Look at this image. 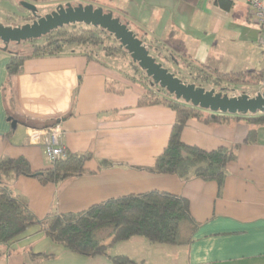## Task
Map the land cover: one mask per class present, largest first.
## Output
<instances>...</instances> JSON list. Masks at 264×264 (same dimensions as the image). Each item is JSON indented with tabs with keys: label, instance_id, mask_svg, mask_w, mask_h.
<instances>
[{
	"label": "crops",
	"instance_id": "1",
	"mask_svg": "<svg viewBox=\"0 0 264 264\" xmlns=\"http://www.w3.org/2000/svg\"><path fill=\"white\" fill-rule=\"evenodd\" d=\"M89 3L120 15L145 43L159 54L168 51L176 64L184 57L220 73L263 69L256 50L261 28L246 0H233L229 11L213 0ZM12 55L0 47V161L23 157L35 172L50 168L45 133L55 126L63 129L61 143L70 153L92 155L87 173L59 184L43 186L34 178L3 175L0 184L12 196L45 220L114 198L165 191L189 200L199 227L187 246L133 237L92 258L53 243L38 226L3 246L0 264H115L116 256L133 264H264V126L248 143L250 128L235 116L210 122L205 120L212 114L205 111L201 120L187 123L186 144L205 151L235 149L221 188L193 176L156 175L149 169L166 148L176 115L163 105L139 106L146 88L126 69L73 53L28 59L9 80ZM10 119L18 123L15 129Z\"/></svg>",
	"mask_w": 264,
	"mask_h": 264
},
{
	"label": "trees",
	"instance_id": "2",
	"mask_svg": "<svg viewBox=\"0 0 264 264\" xmlns=\"http://www.w3.org/2000/svg\"><path fill=\"white\" fill-rule=\"evenodd\" d=\"M213 1L225 11L231 10L233 6V0ZM22 44H29L31 51L11 56L7 66L9 80L22 71L28 59L80 53L88 59H101L100 55L105 54L107 60L117 53L128 54L107 31L82 24L55 30L41 39ZM132 66L136 74L141 75L139 80L135 76L132 79L146 88V93L139 100V106L163 105L176 115L168 144L149 171L156 175L177 176L183 180L193 176L205 182H215L221 188L228 165L236 159L235 149L221 147L205 151L186 144L182 135L187 123L192 119L201 120L206 114L205 111L177 101L167 91L153 85L151 79L133 61ZM199 67L207 73L209 80H216L218 83H247L248 80L244 77L248 75L257 79L260 85L264 81V70L220 73L207 66ZM208 116L205 121L217 123L230 118L221 115L214 118ZM235 118L244 120L249 126L248 143L254 141L256 129L264 126V114ZM91 160V154L68 151L66 158L55 161L46 170L35 172L30 162L23 157L5 158L0 161V177L13 174L15 177L34 178L43 186L59 184L87 173L86 164ZM38 226L53 243L71 253L93 258L107 255L113 245L133 237L145 238L154 245L187 246L191 244L199 223L192 215L188 199L165 191L114 198L93 205L81 213L58 214L40 220L27 204L12 196L8 188L0 184V258L4 255L3 246L11 245L30 229ZM112 260L115 264L134 263L125 256H116Z\"/></svg>",
	"mask_w": 264,
	"mask_h": 264
},
{
	"label": "water",
	"instance_id": "3",
	"mask_svg": "<svg viewBox=\"0 0 264 264\" xmlns=\"http://www.w3.org/2000/svg\"><path fill=\"white\" fill-rule=\"evenodd\" d=\"M21 5L37 19L33 23L18 26L5 25L0 22V44L5 47L10 44L19 45L38 40L55 30L72 25L82 24L101 28L115 37L130 55L132 61L151 79L153 85L167 91L177 101H183L193 108L209 112L213 117L217 115L264 114V91H259L254 96L246 93L230 95L225 92L226 88L218 91L215 88L207 90L202 86L183 81L178 78L176 73L159 63L157 58L152 55V52L157 50L140 39L130 29L129 24L124 23L112 11L94 5L74 6L68 3L58 6L55 11L44 17H38L39 10L35 5L26 2ZM164 60L167 61L168 57H165ZM171 61L173 62L172 58ZM9 121L12 128L15 129L18 123L12 119Z\"/></svg>",
	"mask_w": 264,
	"mask_h": 264
},
{
	"label": "rangeland",
	"instance_id": "4",
	"mask_svg": "<svg viewBox=\"0 0 264 264\" xmlns=\"http://www.w3.org/2000/svg\"><path fill=\"white\" fill-rule=\"evenodd\" d=\"M89 1H97L102 2L103 6H110V0H0V22L5 25L18 26L25 25L27 23H32V15L28 13V10L22 7V3H31L35 5L39 13L42 17H44L45 13L51 12L58 6L66 5L68 3L76 6V5H94L90 4ZM117 0H113V4H115ZM118 10V9H117ZM115 16L119 17L120 15ZM121 18V17H120ZM121 20L125 22L122 18ZM1 45V44H0ZM3 46V45H2ZM1 47L5 51L9 53H29L31 51V46L29 44H10L7 47ZM258 48V46H257ZM257 54L259 56H263L264 59V49L261 47L258 48ZM262 52V54L260 53ZM152 55L157 58L159 63H162L165 68H168L170 71L177 74L178 78H181L183 81L188 82L189 84H196L197 86H202L207 90L215 88L217 91L223 88H226L227 92L230 95L236 94L241 95L246 93L250 96L256 95L259 91H264V81L259 84L258 80L254 77L245 76L246 83L232 84L229 85L227 82H216L214 80H209V76L206 77V72L203 69L195 64H193L190 60L180 57L178 58V63L175 64L171 61L170 53L165 50H161V54L157 51H153ZM165 57H168V60H164ZM100 58L105 60V54H101ZM107 61H111L112 63H117L120 67L126 69L132 76L137 77L139 80L141 78L140 73L136 74V70L132 66V60L129 54L125 53H117L111 58H108ZM262 68L264 69V61L262 63ZM262 69V70H263Z\"/></svg>",
	"mask_w": 264,
	"mask_h": 264
},
{
	"label": "built area",
	"instance_id": "5",
	"mask_svg": "<svg viewBox=\"0 0 264 264\" xmlns=\"http://www.w3.org/2000/svg\"><path fill=\"white\" fill-rule=\"evenodd\" d=\"M251 9L254 21L260 26V45L264 49V0H246ZM64 131L60 126H55L46 131L45 153L52 165L59 159H64L68 155V150L61 143ZM34 138L37 134L34 133Z\"/></svg>",
	"mask_w": 264,
	"mask_h": 264
},
{
	"label": "flooded vegetation",
	"instance_id": "6",
	"mask_svg": "<svg viewBox=\"0 0 264 264\" xmlns=\"http://www.w3.org/2000/svg\"><path fill=\"white\" fill-rule=\"evenodd\" d=\"M55 9H56V8H55ZM55 9H54V10H51V12H49V13H45L44 15L46 16L47 14L52 13L53 11H55ZM28 13H29L30 15H32V20H31V22L33 23L37 18L34 17V15H33L30 11H28ZM38 17H42L40 13H38ZM225 92H227V90H226Z\"/></svg>",
	"mask_w": 264,
	"mask_h": 264
}]
</instances>
